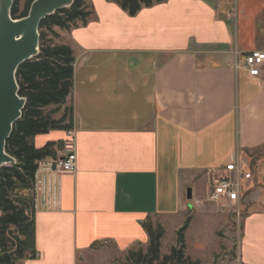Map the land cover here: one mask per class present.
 <instances>
[{"label": "crops", "instance_id": "0c3cea01", "mask_svg": "<svg viewBox=\"0 0 264 264\" xmlns=\"http://www.w3.org/2000/svg\"><path fill=\"white\" fill-rule=\"evenodd\" d=\"M87 1L88 23L61 42L75 58L73 128L35 137L37 147L73 138L77 170L58 180L56 207L36 192L37 256L20 264H94L145 247L143 223L165 229L163 218L189 211L188 188L208 213L201 194L234 161L253 172L237 259L264 264V68L242 65L264 51V0H166L135 16Z\"/></svg>", "mask_w": 264, "mask_h": 264}, {"label": "trees", "instance_id": "16d2710c", "mask_svg": "<svg viewBox=\"0 0 264 264\" xmlns=\"http://www.w3.org/2000/svg\"><path fill=\"white\" fill-rule=\"evenodd\" d=\"M26 0L21 11L19 0H14L13 18L27 16L31 3ZM117 3L129 15L166 0H108ZM94 13L87 0H74L69 8L58 10L44 19L40 26V54L21 64L16 78L19 94L27 99L22 117L14 124L7 140L6 150L16 158L15 164L0 169V264H20L24 258L37 256L35 245L34 216L26 213L33 208L32 194H26L33 187L39 162L59 157L66 140L49 141L37 147L35 137L53 130L73 128L74 108L70 96L74 85L73 49L63 43L54 44L48 39L53 27L69 30L80 21L87 24ZM63 111L60 117H56ZM192 217L178 231V242L171 252L161 255V241L165 229L151 218L144 223L149 236L146 248L139 246L126 255L125 264H199L185 254V231Z\"/></svg>", "mask_w": 264, "mask_h": 264}, {"label": "rangeland", "instance_id": "374dc122", "mask_svg": "<svg viewBox=\"0 0 264 264\" xmlns=\"http://www.w3.org/2000/svg\"><path fill=\"white\" fill-rule=\"evenodd\" d=\"M25 3L26 0H19L21 11L24 9ZM80 23L79 21L78 24ZM47 32V37L52 43L57 44L63 41L62 33H65L64 29L53 27L52 30ZM69 104L71 103L69 102ZM62 112L60 111L55 116L60 117ZM26 194L31 193L27 191ZM209 195L210 192L201 194L203 208L209 210L208 213L194 208V201L190 199L187 205L189 211L161 220L165 226V235L161 241L162 256L169 254L172 247L177 245L178 231L185 225L187 218L190 216L192 217L190 227L186 229L187 232L185 231V254L187 256H190L193 261H199V264H239L236 253L237 236L242 227L244 211L240 205L229 204L225 201L215 202L210 199ZM238 209L240 214L237 213ZM151 222L153 225L160 223L156 218H151ZM197 244L200 245L197 246ZM134 248H137V246ZM98 254L94 264L126 263L127 251L116 252L110 249L106 254L105 252L104 254ZM27 259H32V257L27 256L22 260V263ZM80 264H83V262H80Z\"/></svg>", "mask_w": 264, "mask_h": 264}, {"label": "water", "instance_id": "95a60500", "mask_svg": "<svg viewBox=\"0 0 264 264\" xmlns=\"http://www.w3.org/2000/svg\"><path fill=\"white\" fill-rule=\"evenodd\" d=\"M73 3L74 0H34L27 16L13 18L14 0H0V169L17 162L6 150L14 124L22 117L27 103L19 94L17 70L39 56L42 21ZM192 196L190 187L187 197Z\"/></svg>", "mask_w": 264, "mask_h": 264}, {"label": "built area", "instance_id": "2783aa9c", "mask_svg": "<svg viewBox=\"0 0 264 264\" xmlns=\"http://www.w3.org/2000/svg\"><path fill=\"white\" fill-rule=\"evenodd\" d=\"M243 67L250 76H260L264 68V51L249 52L244 55ZM72 132L69 131V135ZM61 154L57 158H47L39 162L38 170L35 175L33 187L30 192L33 197V208L26 211L32 215L36 208V192L38 189L44 191L43 202L45 206L56 207V193L58 190V180L63 174L74 173L77 170L78 158L75 142L68 139L64 144ZM253 178L252 170L245 168L241 161L227 163L224 174L214 178L210 199L215 202L225 201L239 206L243 195V189L247 181ZM240 214V210H237Z\"/></svg>", "mask_w": 264, "mask_h": 264}]
</instances>
